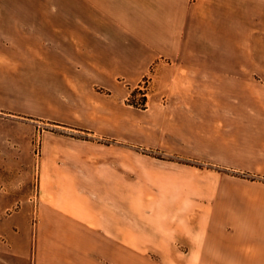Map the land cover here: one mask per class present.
I'll return each mask as SVG.
<instances>
[{
	"label": "crops",
	"instance_id": "1",
	"mask_svg": "<svg viewBox=\"0 0 264 264\" xmlns=\"http://www.w3.org/2000/svg\"><path fill=\"white\" fill-rule=\"evenodd\" d=\"M0 120L25 175L43 129L0 264H264V0H0Z\"/></svg>",
	"mask_w": 264,
	"mask_h": 264
},
{
	"label": "rangeland",
	"instance_id": "2",
	"mask_svg": "<svg viewBox=\"0 0 264 264\" xmlns=\"http://www.w3.org/2000/svg\"><path fill=\"white\" fill-rule=\"evenodd\" d=\"M142 86L147 87V90L145 91L146 95H143L141 90H139ZM151 88L152 86L149 84V80L146 78L143 82L133 88L130 96L127 99V103L134 106L136 105V107L141 109L146 108L148 105V98L152 93ZM145 96L147 101L145 102L144 106L142 100ZM2 123L3 121L0 120V124ZM42 131L43 129H41L40 133H36L32 142V154L34 158V172H32L33 175H25L23 170L19 168L18 165L0 164V252H11L13 250H11L12 244L8 241V237L1 234L2 226H4L6 221H13L18 216H23L27 207H29L27 218L24 217L23 220L30 228L32 234L30 241H32L33 244V237L38 229L39 223V214L36 206L40 195V175H37L35 171L37 172L42 155ZM85 138L92 139L91 136H85ZM37 149L40 150L39 155H37ZM145 153L158 159L166 158L180 163L193 165L202 169L222 170V168L218 166L203 162L188 161L176 157H168L152 150H145ZM137 177L138 192L140 190L143 191L144 182L145 180H150V176L137 175ZM153 178H155L154 175ZM13 229L18 234L22 233V227L20 226V223H14ZM19 264H33L31 255L30 257L25 258V260ZM122 264H128V260H122Z\"/></svg>",
	"mask_w": 264,
	"mask_h": 264
},
{
	"label": "built area",
	"instance_id": "3",
	"mask_svg": "<svg viewBox=\"0 0 264 264\" xmlns=\"http://www.w3.org/2000/svg\"><path fill=\"white\" fill-rule=\"evenodd\" d=\"M139 90H141V92H142L143 95H146V94H145V91L147 90V87L142 86V87H140ZM39 153H40V150L37 149V155H39Z\"/></svg>",
	"mask_w": 264,
	"mask_h": 264
},
{
	"label": "trees",
	"instance_id": "4",
	"mask_svg": "<svg viewBox=\"0 0 264 264\" xmlns=\"http://www.w3.org/2000/svg\"><path fill=\"white\" fill-rule=\"evenodd\" d=\"M142 101H143V104H144V106H145V102L147 101L146 96L144 97V99H143ZM135 106H136V105H135Z\"/></svg>",
	"mask_w": 264,
	"mask_h": 264
}]
</instances>
